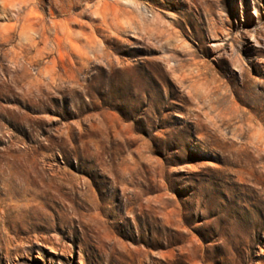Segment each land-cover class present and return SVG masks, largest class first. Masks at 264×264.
Segmentation results:
<instances>
[{
	"label": "rangeland",
	"instance_id": "obj_1",
	"mask_svg": "<svg viewBox=\"0 0 264 264\" xmlns=\"http://www.w3.org/2000/svg\"><path fill=\"white\" fill-rule=\"evenodd\" d=\"M217 5L0 2V264H264V0Z\"/></svg>",
	"mask_w": 264,
	"mask_h": 264
},
{
	"label": "bare ground",
	"instance_id": "obj_2",
	"mask_svg": "<svg viewBox=\"0 0 264 264\" xmlns=\"http://www.w3.org/2000/svg\"><path fill=\"white\" fill-rule=\"evenodd\" d=\"M10 1H14V2H17V1H19V0H0V2L3 4V6H6V4H8ZM198 1H201V7H199V8H201L202 10H204V11H207V13L208 12H210L209 10H210V8H212L211 6H213V5H217V4H224L225 3V0H211L210 2L209 1H207L208 3H206V1L205 0H198ZM218 6V5H217ZM135 7H136V10H137V12H136V15H138L139 17L141 16H143V15H147L149 12L151 13V18H152V20L154 19H156V20H158V18H160V15L157 13V12H155L154 10H147V9H142V7L140 6V3H136L135 4ZM215 7V6H214ZM189 9H191V7L189 8ZM3 10H0V14H1V12H2ZM204 11H202V12H204ZM183 12H185V14H189L190 15V13H189V11L188 10H186V11H183ZM196 13V12H195ZM211 13V12H210ZM210 13H208V14H210ZM149 15V14H148ZM207 16H209V15H207ZM212 16V15H211ZM148 17V16H147ZM150 18V17H149ZM199 18V17H198ZM210 18V17H209ZM213 19V18H212ZM153 20V21H154ZM210 21V20H209ZM205 24V23H204ZM172 26H173V24H170L169 26H168V30L170 31V33H172L174 36H175V39H178V42L180 41V38H179V32L177 31V30H175V28H172ZM207 26V25H206ZM181 34V33H180ZM250 37L252 38L251 39V42H252V44H253V49H252V52H254V54H255V56H257L256 58H258V62L260 61V63H264V54H263V52H262V50L260 49V45L262 44V40L260 41L259 40V38H258V36H257V34H254V33H251L250 34ZM177 46H183L182 45V43L180 42V43H178V44H176ZM263 45H264V42H263ZM262 46V45H261ZM177 50V49H176ZM253 54V53H252ZM251 56V55H250ZM247 59V58H246ZM246 59H243L241 56H239V60L240 61H242V62H245L244 60H246ZM246 63V62H245ZM245 65V64H244ZM261 65V64H260ZM238 67H240L239 65H238ZM248 67V66H247ZM205 68V67H204ZM262 69V68H261ZM241 70L243 71L244 70V68L243 67H241ZM197 72H198V74H196L198 77L199 76H204L205 75V73L202 71V68H198V70H197ZM241 72V71H240ZM245 73V72H244ZM194 75V74H193ZM244 75V74H243ZM183 76H186V75H183ZM192 77V76H191ZM209 77V76H208ZM207 77V78H208ZM184 78V77H183ZM206 78V79H207ZM244 78H245V75H244ZM246 79V78H245ZM209 80L210 79H208V81L207 82H209ZM213 80V79H212ZM245 81V80H244ZM214 83H217V82H214ZM219 83V82H218ZM210 84V83H209ZM212 84H213V82H212ZM211 85V84H210ZM218 85V84H217ZM208 87V86H207ZM218 87V86H217ZM223 87V86H222ZM208 88H210V87H208ZM207 88V89H208ZM215 88V87H214ZM214 88H212V89H214ZM219 88H221L220 86H219ZM218 88V89H219ZM211 90V89H210ZM216 90V89H215ZM222 90V89H221ZM219 91V90H218ZM208 92V91H207ZM213 92V91H212ZM211 91H210V93H212ZM217 92V91H216ZM234 93V92H233ZM214 94V93H213ZM236 98V97H235Z\"/></svg>",
	"mask_w": 264,
	"mask_h": 264
}]
</instances>
